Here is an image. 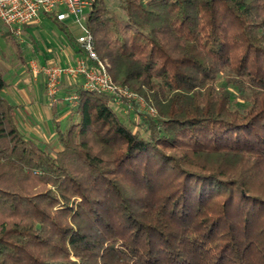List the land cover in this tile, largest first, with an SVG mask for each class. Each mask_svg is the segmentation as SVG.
Instances as JSON below:
<instances>
[{
  "label": "trees",
  "instance_id": "1",
  "mask_svg": "<svg viewBox=\"0 0 264 264\" xmlns=\"http://www.w3.org/2000/svg\"><path fill=\"white\" fill-rule=\"evenodd\" d=\"M119 6L96 0L85 24L155 115L73 82L48 148L0 71V264H264V0Z\"/></svg>",
  "mask_w": 264,
  "mask_h": 264
},
{
  "label": "built area",
  "instance_id": "2",
  "mask_svg": "<svg viewBox=\"0 0 264 264\" xmlns=\"http://www.w3.org/2000/svg\"><path fill=\"white\" fill-rule=\"evenodd\" d=\"M95 2L96 0H0V19L12 26L17 36H20L25 24L37 21L47 14L53 15L68 27H79L80 33L76 42L85 52V56H79L65 65L58 62L39 64L36 60L30 61L32 73L44 78L50 105L58 99L63 79L67 76L70 79L80 78L87 91L108 93L117 105L125 103L127 109H132L137 104L141 111L155 115L156 110L148 106L140 95L113 81L109 72V61L98 57L93 37L85 24ZM63 98L75 104L78 94L73 92Z\"/></svg>",
  "mask_w": 264,
  "mask_h": 264
},
{
  "label": "rangeland",
  "instance_id": "3",
  "mask_svg": "<svg viewBox=\"0 0 264 264\" xmlns=\"http://www.w3.org/2000/svg\"><path fill=\"white\" fill-rule=\"evenodd\" d=\"M106 3L113 13L120 17L123 16V11L119 6L120 0H106ZM12 28V26L5 24L0 19V71L3 73L4 78L8 82L10 90L16 89V87L20 85L19 79L29 77L31 76V74H33L29 64L31 60H36L39 64L46 60V63L58 62L65 65L67 61L63 59V57L65 58V54H71L73 48L77 47L76 45L69 42L65 32L59 27V25L53 20V18L42 16L37 21L34 20L29 24H25L22 28V33L20 34V36H17L18 40H16L20 42L19 51L10 34H8L12 30ZM69 29L74 34L76 40L77 35L80 33L79 27L71 26L69 27ZM24 60H26L28 64L25 63ZM64 79H66L65 81H67V84L64 85L62 83L61 89L66 92L65 95L73 93L71 92V90L75 89V87H70L73 82L81 84L80 78L70 79V77L66 76L64 77ZM26 83L29 82L27 81ZM19 88L21 89L20 86ZM22 88L26 92L29 91V88L27 86ZM6 93V90H4V97ZM45 96L47 97V95ZM54 104H56V106L59 105V107L54 110L56 113L55 118H57L55 122L51 123V119H48V130L50 131L51 136L55 135L54 131L56 130L54 126L57 121L62 129H65L69 125L71 109L75 106V104H77V102L75 104L70 103L62 98L56 99L52 103V105L49 106L53 107ZM123 104L124 103H121L120 105L122 106ZM27 106L28 105H25V107H23L24 113H28ZM134 106L138 107V109L135 110L141 112L137 104H135ZM113 107L125 117L132 116L133 118H138V114L133 112V108L127 109V107L123 106L124 108L122 107L120 109L119 105H117L116 103H114ZM19 113L20 111L17 109V118V115H19ZM40 114V116L46 117V115H48V111L46 112L45 108H40ZM19 124L20 129L27 135L25 131L26 129L22 126L21 123ZM44 139L45 138H43L42 142H44L45 147H59L57 140H49L50 142H47V140Z\"/></svg>",
  "mask_w": 264,
  "mask_h": 264
},
{
  "label": "crops",
  "instance_id": "4",
  "mask_svg": "<svg viewBox=\"0 0 264 264\" xmlns=\"http://www.w3.org/2000/svg\"><path fill=\"white\" fill-rule=\"evenodd\" d=\"M79 56H82V54L78 52L77 47H75L73 48L72 53L65 54V58L63 57V59L69 62L73 61ZM46 62L47 61L44 60L41 64H44ZM19 80L20 85H18L16 89L10 90L9 85L5 89L7 92L5 94V98L8 101L18 105L17 109L20 111L19 115H17L18 118L16 117L18 124H22V126L26 129L25 131L27 135H33V137H36L40 140H43V138H45L44 140H47V142L56 140V131H54L55 135L51 136L50 131L48 130V119H51V123L55 122L57 118H55L56 113L54 110L59 107V105L56 106V104H54L53 107L49 106V99L45 96L46 91L44 78L41 75L36 76L34 74H31V76L21 78ZM65 80L66 79H63L64 85L67 84V81ZM25 81H28L29 83H26ZM19 86L21 87V89L19 88ZM26 86L29 88L28 92L24 91V89L22 88ZM65 93L66 92L61 89L60 93L58 94V99H62ZM25 105H28V113L23 112V107H25ZM40 108H45L46 112L48 111V115H46V117L40 116Z\"/></svg>",
  "mask_w": 264,
  "mask_h": 264
}]
</instances>
